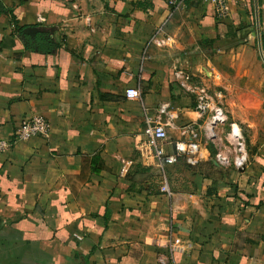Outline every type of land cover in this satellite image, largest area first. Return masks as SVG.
<instances>
[{
  "label": "crops",
  "instance_id": "crops-1",
  "mask_svg": "<svg viewBox=\"0 0 264 264\" xmlns=\"http://www.w3.org/2000/svg\"><path fill=\"white\" fill-rule=\"evenodd\" d=\"M230 2L220 22L201 2L0 0V139L34 114L51 125L0 151V264H160L169 235L179 264H264V138L244 172L182 173L177 191L140 153L147 118L172 139L197 119L188 79L218 58L261 90L264 0Z\"/></svg>",
  "mask_w": 264,
  "mask_h": 264
},
{
  "label": "built area",
  "instance_id": "built-area-1",
  "mask_svg": "<svg viewBox=\"0 0 264 264\" xmlns=\"http://www.w3.org/2000/svg\"><path fill=\"white\" fill-rule=\"evenodd\" d=\"M189 2H201L211 7L220 22L226 21L231 13L230 0H167V7L170 13H173L184 8ZM160 33L161 30L154 36V40L159 45H164L171 41V37L167 35L159 38L158 35ZM126 95L129 98H139L141 93L137 88H128ZM168 107V103L161 105L159 117L167 115ZM194 111L197 114V119L183 125L180 128V136L176 139L170 137L168 127L172 125L169 122H163L159 118L156 120L147 118L143 131L144 139L140 144V153L148 159L155 160L163 170L179 164L182 159H186L189 163H196L202 151L203 141H212L216 138V127L218 123L225 120V114L223 109L211 101L210 97L205 93L198 96ZM50 129L49 120L42 114H34L27 117L23 119L11 138L0 139V151L10 150L19 141H26L34 137H48ZM231 134L238 142V157H241L244 152L242 151V144L246 145L244 135L236 127L232 128ZM245 152L248 154V162L249 153L247 146ZM220 160L223 163L226 162V158H221V156ZM159 244L167 249L166 253L159 257L160 264H179L172 235H169L165 240L161 239Z\"/></svg>",
  "mask_w": 264,
  "mask_h": 264
},
{
  "label": "rangeland",
  "instance_id": "rangeland-1",
  "mask_svg": "<svg viewBox=\"0 0 264 264\" xmlns=\"http://www.w3.org/2000/svg\"><path fill=\"white\" fill-rule=\"evenodd\" d=\"M215 64L218 65L216 68L219 69V71L214 72L215 78L208 76L210 78L208 81L189 78L186 91L190 99V106L193 108L196 106L198 96L203 93L207 94L211 101L223 109L225 120L218 123L216 127L217 136L214 140L203 141L202 151L196 163H189L186 159H182L181 163L165 169L170 177L172 191L177 189V175L182 173L203 172L205 175L218 173L224 176L225 173L244 172L250 167L254 158L253 151L256 143L264 138V83L260 88L261 90L254 93L252 89L233 81L236 77L232 78V75L235 74L232 68L228 66L225 56L218 58ZM261 64L264 68L262 62ZM173 107L174 102L170 100L168 110L173 109ZM180 112L185 113V110L181 109ZM234 127L242 131L249 153V161L244 169L237 165L239 145L231 134ZM220 156L226 158L225 163L220 160ZM203 158L207 161L204 162ZM202 159L203 162H200ZM160 181L158 178V182Z\"/></svg>",
  "mask_w": 264,
  "mask_h": 264
},
{
  "label": "bare ground",
  "instance_id": "bare-ground-1",
  "mask_svg": "<svg viewBox=\"0 0 264 264\" xmlns=\"http://www.w3.org/2000/svg\"><path fill=\"white\" fill-rule=\"evenodd\" d=\"M223 119H224V116H223ZM242 151H244L243 156L237 158L238 165L240 166L241 169L245 168V165H246L247 160H248V154H247V152H245L246 151V145L245 144H242Z\"/></svg>",
  "mask_w": 264,
  "mask_h": 264
},
{
  "label": "trees",
  "instance_id": "trees-1",
  "mask_svg": "<svg viewBox=\"0 0 264 264\" xmlns=\"http://www.w3.org/2000/svg\"><path fill=\"white\" fill-rule=\"evenodd\" d=\"M45 41V40H44ZM48 43V42H47ZM40 48L43 50V51H45V50H49L50 51V49H53V44H50L49 43V45H48V47H46V46H40Z\"/></svg>",
  "mask_w": 264,
  "mask_h": 264
},
{
  "label": "water",
  "instance_id": "water-1",
  "mask_svg": "<svg viewBox=\"0 0 264 264\" xmlns=\"http://www.w3.org/2000/svg\"><path fill=\"white\" fill-rule=\"evenodd\" d=\"M260 55H261V58H262V60H263V62H264V55H263L262 50H260Z\"/></svg>",
  "mask_w": 264,
  "mask_h": 264
}]
</instances>
